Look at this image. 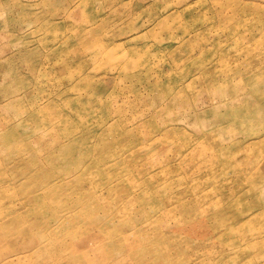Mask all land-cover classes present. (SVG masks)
I'll return each instance as SVG.
<instances>
[{"label": "rangeland", "instance_id": "obj_1", "mask_svg": "<svg viewBox=\"0 0 264 264\" xmlns=\"http://www.w3.org/2000/svg\"><path fill=\"white\" fill-rule=\"evenodd\" d=\"M261 111L264 0H0V264H264Z\"/></svg>", "mask_w": 264, "mask_h": 264}, {"label": "bare ground", "instance_id": "obj_2", "mask_svg": "<svg viewBox=\"0 0 264 264\" xmlns=\"http://www.w3.org/2000/svg\"><path fill=\"white\" fill-rule=\"evenodd\" d=\"M8 11H9V9H8ZM14 22H15V20H14ZM106 53H107V51L105 49V50L99 52L98 55L100 54L101 56H103V54H106ZM108 60L112 61V60H115V59H114V57L112 55ZM31 66L32 65H30V67ZM34 67H36V66H34ZM31 68H33V67H31ZM51 111L53 112V109ZM255 115L256 116H254V117H262L264 114L261 111V113L258 112ZM50 116L53 117L51 113H50ZM43 117L44 118L42 119V122L37 124L38 125L37 127L39 128V130H41L43 132V135H42L43 137H45V138L48 137V140L46 139V141L48 142L47 147H44V148H48V149L51 150V148H53V147H58V151H59L58 154H56L55 151H54V153L48 152V153H50L49 155H52L53 158L58 160L63 165V167L65 168L64 170H65L66 177H68V178L72 177L71 182L81 185L80 182H83L82 179L87 178V175H86V170L83 167V165H79L80 164V159L82 158V156L84 158L92 159L93 155H91V152H88L87 149H82V148H79V151L74 154L75 150H72L71 145H70V143L74 139L72 134H74L75 132L78 133L79 130H82V131H85V132H87L89 134H92V136H93L94 134L95 135L97 134V131H98L97 128H95L93 126V124L90 125L89 117L85 116L84 117L85 119H83L85 124L82 122L83 127H80V128L78 127L75 130L69 131V134H70L69 136L64 135V134L61 135V133H63V131L57 130V127L59 126L58 125L59 123H64L66 121V119L64 120L63 117H54V118H50L49 120L48 119L46 120L45 119L46 117L45 116H43ZM49 136L51 137V139H50ZM5 138H7V137H5ZM44 148H43V150H44ZM36 153H39V152L36 151ZM22 155H23V153L18 154L17 156H19V157L15 158V159H19L20 156H22ZM49 155L46 157L47 161L50 160V156ZM21 159H22V157H21ZM73 164L75 166H72ZM61 179H63V181H64L65 177H62ZM59 181H60V179H58V180H54L53 179L49 183L46 182L43 185V187H42L43 191H41L40 194H37V195H35L33 197L35 200H39V199L41 200L42 199L41 201L44 202V204L48 207V210H50V211L53 210L54 212L59 211V215H56V217H55L57 222L60 221V220L63 221L66 218L68 219L69 216L72 214L71 213L72 208H70V209L67 208V210H65V211L63 209L61 210L60 207H62V202L60 201L59 198L54 197V195H53L54 191L56 193L58 192V187L59 186H57L58 185L57 183ZM50 183H52V184H50ZM55 186H56V188H54ZM91 190H93V192L95 193L97 191V188H94V189H91ZM79 202L82 203L83 200H79ZM11 217H13L12 213H9V214L5 215L4 218L10 219ZM58 223H57V226L59 225ZM25 231L26 230L24 228H22L20 230H17V232H14V233L22 234ZM92 234H94V233H92ZM90 238H91V240H94V241L96 240L95 236H93V235H88V236H85V237H82V238H77L76 236H71V239H69V238L68 239L70 240V242H71L70 244L72 245V247L75 248V249L77 248L76 247L77 244H78V246H80L79 244H81L82 245V249H81L80 254L83 253L82 255L86 256L90 251H92L94 249V247H93L94 243L92 244V246L89 245V243H90L89 239ZM34 241L35 240H33L31 242H34ZM44 241H46V237L45 236L40 237V241H38L35 244V247L40 246ZM32 247H34V246H32ZM83 249H85L86 251L82 252ZM42 251L43 252H47L48 251V247L47 246L45 248H40L39 247L38 251L36 250L34 252V254H36V253L41 254L40 252H42ZM22 252L23 251H19V252L15 253V255L20 254ZM12 260L13 259H9V260L6 261V263L10 264V263H12ZM120 261H122V260L121 259H119V260L117 259L116 261H112L111 264H118V263H120Z\"/></svg>", "mask_w": 264, "mask_h": 264}]
</instances>
